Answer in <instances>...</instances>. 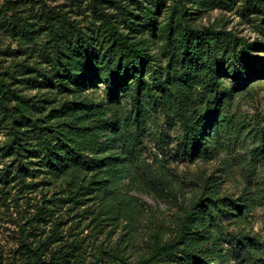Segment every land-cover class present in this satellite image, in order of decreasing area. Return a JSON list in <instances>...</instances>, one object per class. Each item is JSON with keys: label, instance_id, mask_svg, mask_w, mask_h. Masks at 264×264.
<instances>
[{"label": "rangeland", "instance_id": "1", "mask_svg": "<svg viewBox=\"0 0 264 264\" xmlns=\"http://www.w3.org/2000/svg\"><path fill=\"white\" fill-rule=\"evenodd\" d=\"M12 1L38 34L0 36V171L16 174L0 181V264H264V0ZM183 3L184 25L210 39L212 81L179 59ZM44 8L60 36L88 37L101 55L109 27L126 33L134 22L130 36L150 54L138 121L135 77L113 98L102 71L79 86L54 75L48 26L35 18ZM233 38L256 58L245 89L227 76ZM208 109L216 119L190 148L188 125ZM38 127L81 144L90 165L51 171ZM198 203L207 209L200 220ZM167 243L170 253L158 255Z\"/></svg>", "mask_w": 264, "mask_h": 264}, {"label": "trees", "instance_id": "2", "mask_svg": "<svg viewBox=\"0 0 264 264\" xmlns=\"http://www.w3.org/2000/svg\"><path fill=\"white\" fill-rule=\"evenodd\" d=\"M16 2L6 0L4 3L0 0V36L2 33L9 37L28 42H34L38 31L30 27L33 23H26L19 15L16 9ZM184 3L181 5L180 16L177 21L178 30L180 32V52L179 59L182 66L185 64L186 69L195 67L197 70L207 73L210 80H214L217 75L216 63L210 55L209 51L204 50L205 42L210 39H205V34L197 28H192L189 24L184 25ZM39 21L43 20L48 26L49 36L52 43V52L49 56V67L54 75L60 79H69L75 85L79 86L83 83H89L91 73L98 74L100 71L106 74V82L112 84L113 98L119 93V89L124 87L122 82L129 78L135 77L134 91L130 94V104L132 107L133 117L136 121L139 120L142 111V91L146 88L147 82L144 77V69L149 64L150 54L146 45L141 44L131 38L130 32L134 30L136 25L130 22L127 26L130 32H123L118 27H109V42L110 48L101 55L92 45L90 38L85 36H60L59 27L56 20H53L50 13L44 8L38 17ZM43 18V19H42ZM62 20H65L63 18ZM135 26V27H134ZM231 49L229 50V66L227 76L231 82L239 89H245L248 82L251 80L249 76V64L253 63L256 58L251 55V44H247L238 38H233L230 41ZM2 55V50H0ZM184 67V66H183ZM189 71V70H188ZM190 72V71H189ZM7 79V78H6ZM5 78L2 77V59H0V129L2 127V96L7 93L5 90ZM214 111L206 110L195 123L188 125V145L190 148L200 144L201 139L208 132L216 119ZM224 121L220 120L219 124ZM22 124V123H21ZM36 127L35 122L30 123ZM117 121H112L108 126L116 125ZM41 127H38L40 130ZM43 129V127H42ZM47 131L41 133V140L48 154V163L51 166V171H63L70 168L72 162H84L90 165V160L84 159L82 156V145L77 143H69L61 135L54 139L51 133ZM20 146V144H19ZM62 146L65 153L59 154L58 147ZM60 150V149H59ZM15 156L20 159L22 157L21 149L18 148L14 152ZM68 155V161L66 156ZM86 160V161H84ZM20 171L29 172L32 176L40 169H31L26 166H20ZM48 167V166H47ZM18 169V170H19ZM10 178H16V174L9 170V166L0 171V181H8ZM203 203L197 204L193 208V215L200 220L203 218L207 209H203ZM171 245L167 243L158 249V255H166L170 253ZM123 260V259H122ZM153 259H145L139 263L133 264H152ZM36 264H44L42 261H36ZM129 264V263H125Z\"/></svg>", "mask_w": 264, "mask_h": 264}]
</instances>
